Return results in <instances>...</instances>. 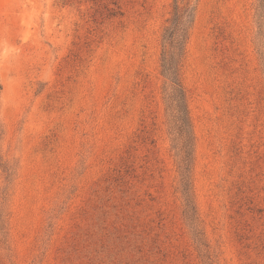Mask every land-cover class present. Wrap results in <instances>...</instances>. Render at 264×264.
Segmentation results:
<instances>
[{
  "label": "rangeland",
  "instance_id": "374dc122",
  "mask_svg": "<svg viewBox=\"0 0 264 264\" xmlns=\"http://www.w3.org/2000/svg\"><path fill=\"white\" fill-rule=\"evenodd\" d=\"M195 7L183 82L217 264H264L260 0ZM173 0H0V264H205L161 73Z\"/></svg>",
  "mask_w": 264,
  "mask_h": 264
},
{
  "label": "trees",
  "instance_id": "16d2710c",
  "mask_svg": "<svg viewBox=\"0 0 264 264\" xmlns=\"http://www.w3.org/2000/svg\"><path fill=\"white\" fill-rule=\"evenodd\" d=\"M195 7L189 0H173V11L163 34L161 73L165 79V102L169 115L173 150L178 162L180 193L184 201V218L205 264H217L205 241L195 200V135L188 107V93L183 82L187 45L194 23ZM264 18V0L258 6V19ZM4 226L0 220V232Z\"/></svg>",
  "mask_w": 264,
  "mask_h": 264
}]
</instances>
